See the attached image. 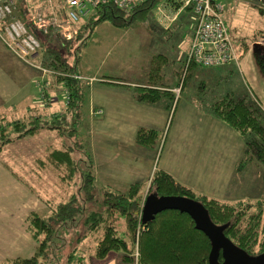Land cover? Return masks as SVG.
Segmentation results:
<instances>
[{"label": "rangeland", "instance_id": "374dc122", "mask_svg": "<svg viewBox=\"0 0 264 264\" xmlns=\"http://www.w3.org/2000/svg\"><path fill=\"white\" fill-rule=\"evenodd\" d=\"M34 1V7L31 9L32 14L39 12V14L51 16V12L54 13L56 0H51L50 5L47 0ZM221 1L224 3L223 18L234 46L236 45V48L238 46L240 51L251 49L253 41H255L253 32L264 29V14H261L252 3L264 6V0ZM179 8L180 5L178 8L170 5L168 11L173 15ZM156 12L157 9L152 10L145 21H138L127 28H116L109 22L98 24L95 27L96 33L93 35L92 41L81 48L80 59L74 63L77 73H82L85 76L97 72L100 76L112 79L114 76L108 74L109 72L121 73L117 75L116 79L121 78L129 81L132 75L131 71L140 70L147 64L148 59H152L158 53H163L167 57V61H161L160 58L155 60V63L161 61L165 65L164 71H170L168 74L165 72L166 78L161 81L177 83L178 80H183L184 86L182 91L175 96L174 104L169 107V115L165 118L168 121L164 122L162 127L157 130L158 137L152 146L139 147L134 142L132 145V141L128 140L127 147H131L123 152L125 146L122 145L124 148L120 146L122 139L114 138L110 135L111 133L107 132L105 118L90 113L93 105L89 104V100L83 106L79 117L73 116L71 110L66 111L65 86L62 82L56 81L52 69L39 62L41 46L37 50L36 60L26 63H23L19 56L8 47L22 62L19 64H22V67L25 66L23 68L27 75L20 78L17 86H21V88L16 89L12 78L10 83L0 74V117L4 116L7 121L16 119L27 121L39 117L41 124L56 128H43L33 135L14 139L1 150L0 162L30 184L39 196L50 199L55 204L63 201L72 189H68L65 178H62L65 175L63 166L57 168L50 159L46 158L47 149L50 147L51 150H60L63 149V146H72L76 142L82 144L84 150L76 153L74 159L80 157L84 159L80 162L83 170L88 159H92L94 173L98 179L97 186L106 184L105 177L110 168L117 174L127 172L126 164L117 163V161H123L124 156L128 160L132 157L138 160L135 163L140 177L147 169V174L165 169L185 186L189 185V187L195 188L197 194L209 195V198L226 203H234L239 200L249 202L261 200L264 202V167L254 162L241 170L244 174L241 182L247 181L248 185L242 183L236 185L235 189H229L231 183L238 179L236 166L242 160L243 153H240L238 144L232 142V138H226L227 135L224 136V133L221 134L213 125L208 124L213 119H209L210 114L207 113L208 106L216 99L214 97L224 95L229 89L240 95L249 92L252 88L256 96L264 103V96L261 98L257 93L260 90L258 83L255 80H246L238 70H234L227 79L222 77L219 83H215L218 78L214 80L215 75L213 74L208 78L205 77L211 74L210 69L193 66L189 72L184 71L182 63L176 59L177 50L179 51L180 48H176L175 42L181 41L186 34H189L188 17L182 12L173 27L170 30H165L163 24L157 20ZM86 18L84 19L86 20ZM43 35L59 43H65L69 39L55 27L50 28ZM160 47L165 49V53ZM65 59L72 62V56L65 55ZM27 65L35 70L33 71ZM39 66L46 70V73L43 74ZM173 68L179 71L178 75L176 70H172ZM257 71L264 78L260 70ZM100 78L102 81H107L104 77ZM202 79L205 82L203 89L200 88L203 86L200 83ZM45 92H47V96L44 94ZM204 94L206 100L199 102L198 97L202 98ZM193 106L195 114L191 111ZM56 116H61L63 119L56 122ZM74 123L76 124L74 125ZM71 128L77 130L73 136L69 137L67 131ZM15 133L12 132L11 136L14 137ZM130 139L132 140V137ZM110 144L116 150L121 149L116 159L110 157L112 153L109 148ZM137 149L139 154H135ZM45 150L46 152H44ZM36 159H43L42 165H38ZM233 168L235 169L233 170ZM142 184H145V181ZM244 188L245 190H243ZM115 190L122 192L121 187H115ZM125 226V220L120 218L117 222V229L122 237L126 232ZM76 233H79L77 228L74 229V234L76 235ZM100 234L101 231L98 235ZM69 241L70 247L66 244L61 250L60 261L69 253V248L74 245V240ZM89 241L75 244L73 249L82 248ZM82 250L86 249L82 248ZM58 252L59 250H57ZM90 254L88 252V255ZM119 254L122 256V252ZM131 255L132 259L137 262L138 254L134 247H132ZM87 259L85 264H88ZM62 264H66V259L62 261Z\"/></svg>", "mask_w": 264, "mask_h": 264}, {"label": "trees", "instance_id": "16d2710c", "mask_svg": "<svg viewBox=\"0 0 264 264\" xmlns=\"http://www.w3.org/2000/svg\"><path fill=\"white\" fill-rule=\"evenodd\" d=\"M34 2V0H13L14 8L7 20L28 19L32 14L31 9L34 7ZM163 2L174 8L180 5L179 0H144L134 7L121 9L113 3H101L92 10L88 18L85 17L86 20L84 19L77 26V33L65 43L48 39V36L36 31L32 24L28 25L40 40L39 62L52 69L56 81L62 82L65 86L68 94L66 111L71 110L73 116L79 117L83 106L88 101L89 86L95 81L94 78L92 82H89L88 78L91 77L77 73L74 65L80 59L81 48L92 41L96 33L95 27L102 22H109L116 28H127L138 21H145L149 13L156 10V7ZM252 4L261 14H264V6ZM182 12L192 21L190 6L180 10L176 18ZM253 33L255 41L251 46L252 56L258 69L264 75V29L255 30ZM65 55L72 56V62L66 60ZM161 58L162 61H167L166 56L162 55ZM179 61L186 72H189L193 66L203 69H225L228 65L202 67L192 61L187 63L186 57ZM221 78L220 73L215 83H219ZM177 83L182 87L184 81L178 80ZM200 83L203 84L200 87L203 89L204 79ZM210 93L212 94V91ZM44 94L46 95V92ZM205 94L203 99L198 97L199 102L206 100ZM163 95H166V92L149 87H136L133 93L135 100L139 102H157ZM214 98L216 99L208 106L210 114L227 124L243 140V158L236 166L237 172L252 162L264 167V108L256 94L251 89L240 95L228 90L224 95ZM98 110H100L99 113H97ZM90 113L99 115L102 110L93 107ZM55 118L56 122L63 119L61 116ZM5 119L4 116L0 117V152L14 139L33 135L43 128H56L41 124L39 117L27 121L20 119L7 121ZM76 130V128L69 129L67 135L73 136ZM12 132H16L14 137L11 136ZM157 137V130L139 128L134 139L136 145L147 148L153 145ZM62 148L51 150L49 147L46 155V158L50 159L57 168L63 166L65 175L62 178H65L68 189H72L66 198L57 204L39 196L30 184L10 169L18 181L44 204L45 211L31 212L26 219L27 232L35 242L32 255L5 260L0 264H62L65 259L66 264H75V262L85 264L86 252L82 248L73 249V247L86 240H90L88 243L96 244L95 248L89 247V252L100 260L112 252H122L124 264L134 262L136 264H207L211 249L210 243L205 235L195 228L188 215L177 211H165L156 215L153 221L142 223L141 208L145 199L150 196L156 198L179 196L194 200L203 207L214 225L224 227L223 235L234 246L249 257L264 253L263 201L221 202L203 194H196L191 189L177 184L170 174L162 170H155L151 173L145 195L138 183L131 184L126 192L120 193L108 184L96 185L97 180L91 158L88 159L87 165L85 164L84 170L80 165L84 159L81 157L74 159L76 153L80 150L83 152L82 144L76 142L72 146L66 145ZM36 161L40 165L43 159H36ZM120 218L126 222V232L123 237L119 235L117 229V222ZM76 228L79 233L75 235L74 229ZM138 228L140 233L136 238ZM100 231L101 234L98 235ZM71 239L74 240V245L60 261L61 250L66 244L70 247L69 240ZM132 247L138 254L137 262L132 259ZM57 250H59L58 253ZM218 261L221 262L220 256Z\"/></svg>", "mask_w": 264, "mask_h": 264}, {"label": "crops", "instance_id": "0c3cea01", "mask_svg": "<svg viewBox=\"0 0 264 264\" xmlns=\"http://www.w3.org/2000/svg\"><path fill=\"white\" fill-rule=\"evenodd\" d=\"M168 8L166 9V12L170 14ZM187 17L189 20V34H186L181 41L175 42L176 48H180L179 51L177 50V60L185 59L191 43L193 29L191 26V20L188 15ZM176 19L168 22L157 16V20L163 24L165 30H170ZM160 49L163 52L165 51L162 47H160ZM236 53L237 62L226 65L225 69L223 67V69L208 68L211 70V74L205 77L208 78L213 74L215 75L214 80H216L221 73V76H224L225 79H227L229 75L234 72V70H238V72L241 73L243 78L246 80H255V82L258 83L260 90H258L257 93L262 98L264 96V78H262L257 71L258 67L252 56L251 49L242 52L237 46ZM37 54L38 53L28 57V60H22L20 57L19 58L23 61V63L32 62L33 60H36L35 57ZM162 55L164 54L158 53L152 59H148L147 64L142 66L140 70H136V72H134L135 70H130L132 72V79L130 78L129 81L121 78L116 79L118 78L117 75L121 73L117 74L109 72L108 74L114 76L112 79L103 75L100 76L97 72L85 76L95 78V81L89 86V104H92L93 107L102 110V113L98 116H103L105 118L106 129L108 133H111V136L122 139V144H120V146H125V148L122 146V148H124L123 152H125L127 148L131 147H127L128 140L132 141V145L133 142L135 144L134 137L137 128L159 130L160 127H162L161 125L168 121V119L165 120L166 116L169 115L168 109L174 104L173 102L175 96L183 89L184 84L181 87V85L175 82L163 83L166 78L165 72L168 74L170 71H164L165 69L163 67L165 65L162 64V60L159 63H155L156 59H162ZM19 63L22 62L18 60V56H16V54L14 55L13 52L9 50L6 42L0 37V74L7 78L10 83L12 78L14 83L13 85L16 89L21 88V86H17L20 78L27 75L23 68L25 66L22 67V64L20 65ZM27 67H30L33 71L35 70V68L30 65H27ZM172 70L176 69L173 68ZM178 72L179 71L176 70L177 75ZM100 77L106 78L107 82H104L105 80L102 81V78ZM134 78H136V80H134ZM136 87L158 89L159 91L166 92V95L161 96L160 100L157 102H139L136 101L133 96L134 89ZM251 91H253L252 88ZM171 97L173 98L171 99ZM257 98L260 101L258 96ZM260 104L264 108V103L260 101ZM192 108L193 109L191 111L195 114V107L193 106ZM207 113L210 114L209 110ZM210 115L208 116L209 119L213 120L208 122V124H210V126L213 125V127L216 130H219L221 134L224 133V136L227 135L226 138H232V142L238 144L240 153H242V137L234 132L227 124ZM134 124H137V126H134ZM211 130H213L212 127ZM112 132H115V134H112ZM125 137L127 138L126 140L124 139ZM129 137H132V140ZM226 138H224V140ZM109 148L112 150V153L110 154L111 159H116L118 153L121 152V149L119 150L118 148L116 150L111 144L109 145ZM115 151L117 152L115 153ZM135 154H139L138 149ZM137 161L138 160L136 158L132 157L128 160L123 156V161H117V163H122V165L126 164L127 172L125 174H117L111 170V168L108 169L105 177L106 180L104 179L106 184L112 186L113 188L121 187V191L124 193L128 190V187L131 184L138 183L141 185V191L145 195L147 182L152 172L147 174V169L143 176L140 177L136 169L135 162ZM234 169L235 168H233V170ZM162 171L169 174V172L165 169H162ZM236 176L238 179H235V181L231 183L229 189H235L236 185L238 186V184L240 185L242 183H246L248 185L247 181L241 182V178L244 177L243 171L237 172ZM172 177L177 184L185 186L180 182V180L175 179L174 176ZM96 180H98L97 177ZM143 181H145V184H142ZM185 187L188 188L189 185ZM189 189L197 194V190L195 188L189 187ZM243 190H245V188ZM205 196L210 197L209 195ZM44 209V204L37 199L34 194L30 193L20 181H18L8 166L0 162V262L32 255L34 252L35 242L27 232L26 219L31 212H42ZM90 246L95 248L96 244L87 243L86 246H82L83 249H86L85 252L87 254L86 258H88V264H124L122 256L119 252H112L101 260L94 257L92 254H90L91 256L88 255Z\"/></svg>", "mask_w": 264, "mask_h": 264}, {"label": "built area", "instance_id": "2783aa9c", "mask_svg": "<svg viewBox=\"0 0 264 264\" xmlns=\"http://www.w3.org/2000/svg\"><path fill=\"white\" fill-rule=\"evenodd\" d=\"M49 5L51 0H47ZM144 0H56L54 13L51 16L36 12L26 20H7L13 11V0H0V37L22 60L37 53L40 42L37 35L28 25L32 24L36 31L47 33L55 27L66 38L77 33V26L92 10L101 3H113L121 9H128ZM177 13L190 6L192 37L187 52V63L195 62L202 67L222 66L237 62L236 47L223 18L224 3L221 0H179ZM169 4H159L157 15L164 21H173L177 13L169 14ZM46 19V20H45ZM60 21V22H59ZM40 67V66H39ZM43 74L46 70L40 67ZM87 79V78H86ZM94 80L88 78L89 82ZM48 85V82L46 83ZM66 101L68 99L65 90ZM100 110L97 111L99 113ZM141 218V217H140ZM140 233L138 228L136 238Z\"/></svg>", "mask_w": 264, "mask_h": 264}, {"label": "water", "instance_id": "95a60500", "mask_svg": "<svg viewBox=\"0 0 264 264\" xmlns=\"http://www.w3.org/2000/svg\"><path fill=\"white\" fill-rule=\"evenodd\" d=\"M165 211L184 213L193 221L195 228L205 235L210 243L207 264H264V253L249 257L223 235L222 226L214 225L203 207L194 200L179 196L148 197L141 208L143 224L154 220L155 216ZM219 256L221 262L218 261Z\"/></svg>", "mask_w": 264, "mask_h": 264}]
</instances>
